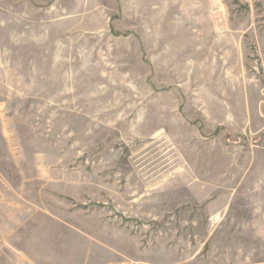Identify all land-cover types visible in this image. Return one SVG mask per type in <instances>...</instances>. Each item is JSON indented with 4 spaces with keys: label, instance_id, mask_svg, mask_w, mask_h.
<instances>
[{
    "label": "rangeland",
    "instance_id": "obj_1",
    "mask_svg": "<svg viewBox=\"0 0 264 264\" xmlns=\"http://www.w3.org/2000/svg\"><path fill=\"white\" fill-rule=\"evenodd\" d=\"M88 251L264 264V0H0V264Z\"/></svg>",
    "mask_w": 264,
    "mask_h": 264
},
{
    "label": "crops",
    "instance_id": "obj_2",
    "mask_svg": "<svg viewBox=\"0 0 264 264\" xmlns=\"http://www.w3.org/2000/svg\"><path fill=\"white\" fill-rule=\"evenodd\" d=\"M91 255L93 256V254L91 253V251H88L87 254H86V257L82 261L76 262L74 264H94V263H92V262L89 261V260L92 259ZM42 260H43V262H42ZM42 260H41V264H57L55 262V258H53L52 256H50L49 258H43ZM36 264H38V263H36ZM100 264H106V263L102 262Z\"/></svg>",
    "mask_w": 264,
    "mask_h": 264
},
{
    "label": "built area",
    "instance_id": "obj_3",
    "mask_svg": "<svg viewBox=\"0 0 264 264\" xmlns=\"http://www.w3.org/2000/svg\"><path fill=\"white\" fill-rule=\"evenodd\" d=\"M123 264H130V263H123Z\"/></svg>",
    "mask_w": 264,
    "mask_h": 264
}]
</instances>
